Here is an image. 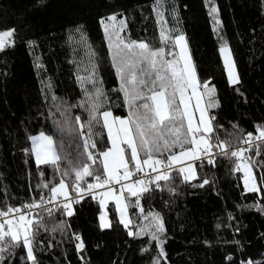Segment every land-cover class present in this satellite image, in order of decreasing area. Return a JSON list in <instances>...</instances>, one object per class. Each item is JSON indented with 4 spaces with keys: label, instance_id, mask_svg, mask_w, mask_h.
Instances as JSON below:
<instances>
[{
    "label": "trees",
    "instance_id": "obj_1",
    "mask_svg": "<svg viewBox=\"0 0 264 264\" xmlns=\"http://www.w3.org/2000/svg\"><path fill=\"white\" fill-rule=\"evenodd\" d=\"M214 5L219 24L209 15L213 5L206 0H163L160 10L166 27L178 30L172 35L186 36L201 84L207 81L215 87L218 106L209 111L215 117L213 140L217 133L221 140L233 139L228 133L255 136L257 126H264V0H214ZM156 8V0H0V31H13L0 51V210L38 201L62 178L53 165L37 166L30 136L41 131L52 135L69 159L83 151L77 148L83 141L75 131L74 118L87 119L85 110L76 105L84 96L77 76H87L86 69L91 68L89 46L95 52L97 77L103 81L108 107L116 117L128 116L118 77L115 84L105 79L90 26L115 14L117 21L127 23L122 34L165 47L167 52L170 44L160 42ZM225 42L239 73L235 85L228 82L219 51ZM105 46L112 65L106 41ZM94 132L96 149L90 151L97 163L85 162L102 172L97 153L110 147V141L100 125ZM246 155L254 163L258 192L245 190L242 172L234 170L235 158L217 155L215 166L194 162L195 179L186 182L173 170L168 182L160 181L161 188L149 185L150 191L142 194L144 215L159 213L163 218L166 231L157 235L164 241L166 258L150 235L128 234L148 223L138 208L128 207L132 223L126 229L110 203L106 210L111 227L102 228L98 196L84 194L72 204L71 216L55 210L56 206L50 207L52 217L43 209L38 212L49 228L41 227L34 241L38 264H156L157 258L160 264H264V142L255 143ZM59 166L66 169L67 161L62 159ZM64 179L74 194V174ZM205 179L209 183L201 187ZM85 181L94 182L92 177ZM130 200L134 205L136 198ZM59 222L64 228L52 232ZM75 235L83 241L82 250H77ZM2 255L4 264H32L23 245Z\"/></svg>",
    "mask_w": 264,
    "mask_h": 264
},
{
    "label": "snow or ice",
    "instance_id": "obj_2",
    "mask_svg": "<svg viewBox=\"0 0 264 264\" xmlns=\"http://www.w3.org/2000/svg\"><path fill=\"white\" fill-rule=\"evenodd\" d=\"M162 3L163 0H156V12L161 25L160 42L164 45H172L167 52L165 47H153L148 42L134 41L126 34H122L127 23L123 19L117 21L115 14L109 16L107 22L101 19L112 65L119 80L118 90L123 94L124 102L128 107V116L113 117L108 107L109 101L103 88V81L97 77L95 52L89 46L91 68L86 69L87 76H77L84 96L76 105L85 110L87 119L81 122L80 116L74 118L78 125L75 131L83 141L82 145H77V148L82 147L83 151L69 159L62 154L60 151L62 145L57 144L52 135H46L41 131L39 135L30 136L31 151L35 155L37 166L53 165L61 172L62 178L58 185L54 184L50 188V196L47 200L41 196L39 201L33 199L31 203L22 207L8 206L6 210H0V218H2L0 219V264H4L5 259L2 253L21 245L26 249L27 260L32 264H38L34 253V241L41 227L45 231H49V228L44 224L43 217L38 212L34 213L32 209L43 208V211L52 217L54 209L44 206L55 204V210L63 209L65 215L71 216L72 204L79 203L83 194L93 195L95 198V189L111 184L120 185L121 189L126 191L127 197L114 195L115 190L110 189L99 194L100 203L105 204L104 198L114 199L115 207L119 212V222L126 229L132 223L128 218V207L138 208L148 223L139 226L138 232L129 230L128 234L150 235L153 240L160 243V255L165 258L164 241L157 235L166 231L163 218L159 213L144 215L140 203L142 194L150 191L149 185L161 188L160 181L168 182L173 170L177 171L184 181H191L197 177L195 161L215 166V157L218 155L235 158L234 170L243 172L245 190L259 191L253 172L254 163L246 153L252 151L256 141L264 142V126H257L258 134L255 136L252 133L244 135L228 133L227 135L233 139L221 140L217 133L213 140L215 117L210 116L209 111L218 106V101L214 99L215 87H210L207 81L201 84L191 59L187 38L183 33L173 36L172 33L178 30L166 27L164 12L160 10ZM206 3L213 5L208 9L209 15L216 24H219L217 19L219 10L214 5V0H206ZM12 36V30L0 32V51H3L9 42L7 38ZM81 38L83 40V34ZM219 51L230 83L238 84L239 73L227 42L221 45ZM86 84L92 86L91 90L85 87ZM55 99L56 97L53 96V100ZM95 125L107 130V138L111 145L97 153L102 157L100 161L102 172L99 168L91 166L97 163L96 155L90 151L96 149ZM68 131L71 132L73 129ZM229 148L233 150L229 151ZM214 149L218 151L214 152ZM259 154V145L256 144V155ZM62 159L68 164L63 170L59 166ZM85 161H91V165ZM188 161L192 163H186ZM71 174H74L72 184L76 193L72 199L64 179ZM138 174L139 178L133 180ZM86 177H92L94 182L87 183ZM82 182L86 183V187L81 186ZM208 183L209 181L205 179L200 186ZM41 186L49 187L48 184ZM58 197L62 198L59 203H57ZM131 197L136 198L134 205L131 203ZM12 214H16L14 219L9 218ZM100 220L102 228L111 227V223L106 221V215H101ZM64 226L63 222H59L51 227V231L56 232ZM74 238L79 241L76 245L77 250H82L84 245L81 237L75 235ZM156 264H160L159 258ZM248 264L252 262L249 261Z\"/></svg>",
    "mask_w": 264,
    "mask_h": 264
},
{
    "label": "rangeland",
    "instance_id": "obj_3",
    "mask_svg": "<svg viewBox=\"0 0 264 264\" xmlns=\"http://www.w3.org/2000/svg\"><path fill=\"white\" fill-rule=\"evenodd\" d=\"M156 14H157V12H156ZM157 20H158V16H157ZM105 21L107 22V20H105ZM158 24H159V27H161L159 22H158ZM90 29H91V36H92L93 44H94V47H95V51L97 53L98 60H99L100 66L102 68L103 74L105 76V79H106V81L108 83L115 84L117 75H116L114 67L111 65V62H110L109 57H108V53L106 51L105 41L107 43V40L105 38V33L103 31V26L100 23V21H98V22L94 23L93 25H91ZM4 31H9V30H4ZM4 31H0V32H4ZM103 35H104V38H103ZM7 39H10V38H7ZM104 39H105V41H104ZM223 44H221V45H223ZM221 45H220V47H221ZM170 48H172L171 44L168 47L167 51ZM177 51H178V49H177ZM220 55H221V53H220ZM221 58H222V61H223L222 55H221ZM223 65H224V63H223ZM224 68H225V66H224ZM225 71H226V75H227L226 68H225ZM227 79H228V82L230 83L228 75H227ZM198 115H199V113L197 112L196 116L198 117ZM113 117H116V116L113 115ZM120 118H126V117H120ZM197 122H198V120H197ZM34 135H39V133L34 134ZM31 148H32V144H31V140H30V150H31ZM32 155H33V158L35 160V155H34L33 152H32ZM186 163H192V162L188 161ZM242 182L244 184L243 172H242ZM256 183H257V185H258V187L260 189V186H259V183L257 182V180H256Z\"/></svg>",
    "mask_w": 264,
    "mask_h": 264
},
{
    "label": "built area",
    "instance_id": "obj_4",
    "mask_svg": "<svg viewBox=\"0 0 264 264\" xmlns=\"http://www.w3.org/2000/svg\"><path fill=\"white\" fill-rule=\"evenodd\" d=\"M258 141H256L255 143H257ZM239 145H237V147H238ZM245 147H247V145H245ZM229 151H231V150H233V148H229L228 149ZM149 172L151 171V170H148ZM137 178H139V175L138 176H136V177H133V180H135V179H137ZM109 187L111 188V189H114L115 191H114V195H119V196H121V195H123V190L121 189V186L120 185H115V184H111V185H109ZM94 194H97V191L96 190H94ZM75 195H76V193H74V194H70V199H72V198H74L75 197ZM84 195V194H83ZM41 196H44L45 197V199L47 200L48 198H49V196H50V194H42ZM62 198H60V197H58V199H57V203H59V201L61 200ZM39 201V200H38ZM54 206H56L55 204H46L44 207H54ZM41 209H43V208H41ZM41 209H32V211L35 213V212H39ZM15 215L16 214H12V216L11 217H9V218H15ZM0 219H2V218H0Z\"/></svg>",
    "mask_w": 264,
    "mask_h": 264
},
{
    "label": "crops",
    "instance_id": "obj_5",
    "mask_svg": "<svg viewBox=\"0 0 264 264\" xmlns=\"http://www.w3.org/2000/svg\"><path fill=\"white\" fill-rule=\"evenodd\" d=\"M111 146V145H110ZM111 188L109 187V185L108 186H105V187H103V188H98V189H95L96 191H97V196H98V198H99V201H100V199H101V196L99 195L100 193H103V192H105V191H108V190H110ZM124 192H126V191H124L123 190V195H121V196H124ZM105 199V204H101L100 203V206H101V209H102V211H101V213L99 214V222H100V225H101V220H100V216L101 215H106V221H108V222H110V218H109V216H108V213H107V210H106V208H107V206L111 203V204H113L114 205V207H115V200L114 199H111V198H104ZM115 209H116V207H115ZM116 211H117V209H116ZM117 213L119 214V212L117 211ZM127 214H128V210H127ZM128 218L130 219V217H129V214H128Z\"/></svg>",
    "mask_w": 264,
    "mask_h": 264
}]
</instances>
